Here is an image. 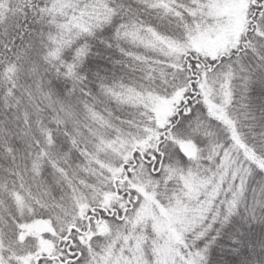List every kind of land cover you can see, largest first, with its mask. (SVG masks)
<instances>
[{
	"label": "snow or ice",
	"instance_id": "6c2138e0",
	"mask_svg": "<svg viewBox=\"0 0 264 264\" xmlns=\"http://www.w3.org/2000/svg\"><path fill=\"white\" fill-rule=\"evenodd\" d=\"M0 264H264V0H0Z\"/></svg>",
	"mask_w": 264,
	"mask_h": 264
}]
</instances>
